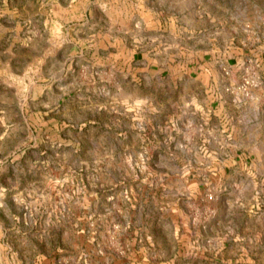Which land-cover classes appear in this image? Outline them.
Here are the masks:
<instances>
[{
    "label": "rangeland",
    "instance_id": "rangeland-1",
    "mask_svg": "<svg viewBox=\"0 0 264 264\" xmlns=\"http://www.w3.org/2000/svg\"><path fill=\"white\" fill-rule=\"evenodd\" d=\"M160 1L0 0V264H264V36Z\"/></svg>",
    "mask_w": 264,
    "mask_h": 264
},
{
    "label": "crops",
    "instance_id": "crops-1",
    "mask_svg": "<svg viewBox=\"0 0 264 264\" xmlns=\"http://www.w3.org/2000/svg\"><path fill=\"white\" fill-rule=\"evenodd\" d=\"M183 0H174V3L167 0H161L160 4L163 7L166 6H178L182 3ZM227 9H224L223 18L216 17L214 10L215 2L214 0H195L194 4L198 6L196 12V18L194 21L198 23L196 26H191V23H184L177 10H174V13L169 14L168 21L170 22L169 30L170 31H179L187 28H191L194 31L201 33L202 38H214L215 34V23L216 21L223 20L227 26L223 27V30L227 29L232 32V34L226 35L227 37L235 36L238 31L243 32L247 37L254 35V32L257 30L261 32V36H264V0H228ZM235 3H232L234 2ZM167 19L165 18L164 21ZM171 23L173 26H171ZM166 29V27H165ZM212 51L216 49L213 46ZM175 48H182L179 45H176ZM249 51L246 47L241 49V52ZM178 52H181V49H178ZM251 52V51H249ZM264 61V52H261V59L259 64H262ZM217 67L221 65L230 66L231 60H226L225 62H218Z\"/></svg>",
    "mask_w": 264,
    "mask_h": 264
}]
</instances>
